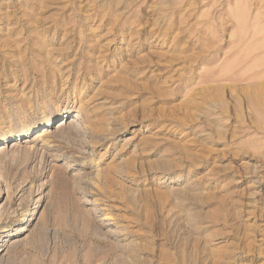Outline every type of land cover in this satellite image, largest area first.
I'll use <instances>...</instances> for the list:
<instances>
[{"label": "rangeland", "instance_id": "374dc122", "mask_svg": "<svg viewBox=\"0 0 264 264\" xmlns=\"http://www.w3.org/2000/svg\"><path fill=\"white\" fill-rule=\"evenodd\" d=\"M32 126L0 264H264V0H0V135Z\"/></svg>", "mask_w": 264, "mask_h": 264}, {"label": "bare ground", "instance_id": "6f19581e", "mask_svg": "<svg viewBox=\"0 0 264 264\" xmlns=\"http://www.w3.org/2000/svg\"><path fill=\"white\" fill-rule=\"evenodd\" d=\"M80 104H81V106L79 107V109L80 110H82V111H84V106L82 105V99H81V97H80V102H79ZM78 109V110H79ZM58 110H60V107H58ZM64 113V112H63ZM57 114H58V112H57ZM77 118H79V117H81V116H79L78 114H77V116H76ZM52 118V117H51ZM88 126H87V129H89L90 128V130L92 131H94V132H96L97 130H95V125H96V123H95V121L93 120V117H92V115H89L88 116ZM93 120V121H92ZM47 121V120H46ZM73 122V121H72ZM71 122V123H72ZM46 123V122H45ZM70 122H69V119L68 120H66V119H63L62 121H61V123H59V125L57 126L58 128H62V130L61 131H63V130H67L68 128H70V127H73V126H71V125H74V124H71ZM75 123V122H74ZM51 125H52V121L51 120H49L48 121V123L46 124V126H44L45 127V129H47V130H45V132H48V129H49V127H51ZM58 128H57V130H58ZM73 128H75V127H73ZM34 129L35 130H37L38 128L36 127V126H32V127H29L27 130H25L24 132H22V133H20V134H18V135H9L7 132L5 133V134H2V135H0V141H5V140H8V141H10L11 139H14V137H18V136H20V135H22V136H26L28 133H29V131H34ZM71 129V128H70ZM76 129V128H75ZM75 129L73 130V134L72 135H75L74 134V131H75ZM71 130V131H72ZM77 131V130H76ZM64 132H66V131H64ZM69 133H71V132H69ZM78 134V133H77ZM71 135V136H72ZM33 136V135H32ZM47 137H49V135L47 136ZM51 140V139H50ZM98 186V185H97ZM97 186H96V188H97ZM99 192V191H98ZM92 193V192H91ZM0 253H1V251H0Z\"/></svg>", "mask_w": 264, "mask_h": 264}]
</instances>
